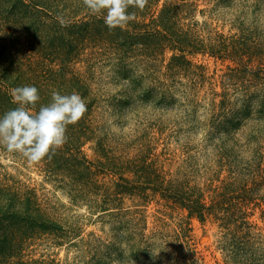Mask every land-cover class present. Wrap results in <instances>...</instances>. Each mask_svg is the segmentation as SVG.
I'll return each instance as SVG.
<instances>
[{
  "label": "rangeland",
  "instance_id": "1",
  "mask_svg": "<svg viewBox=\"0 0 264 264\" xmlns=\"http://www.w3.org/2000/svg\"><path fill=\"white\" fill-rule=\"evenodd\" d=\"M168 2L181 5L176 27L219 55L186 54L190 65L173 73L167 68L173 52L163 47L154 71L130 68L131 80L140 77L136 84L118 74L117 55L86 44L70 68L90 85L84 118L93 133L68 129L66 136L90 163L88 179L65 167L50 173L44 162L30 164L0 146V184L32 191L40 209L63 227L27 240L24 262L264 264V115L253 113L229 133L216 129L243 112L248 96H263L264 0H148L130 23H156ZM53 8L64 19L87 15L86 9ZM49 29L57 41L72 35ZM133 88H153L156 96L124 104ZM164 189L200 200L208 208L204 219L190 216Z\"/></svg>",
  "mask_w": 264,
  "mask_h": 264
},
{
  "label": "trees",
  "instance_id": "2",
  "mask_svg": "<svg viewBox=\"0 0 264 264\" xmlns=\"http://www.w3.org/2000/svg\"><path fill=\"white\" fill-rule=\"evenodd\" d=\"M42 1L0 0V116L16 107L12 103L10 90L26 85L38 89L40 101L37 110L41 105L50 103L53 91L64 95L76 92L84 99L87 113L92 100L90 85L87 80L71 71L70 64L88 43L99 44L113 56L117 55L114 58L118 60V74L136 84L140 82V77L131 80L134 74L132 69L142 66V71L145 69L154 71L158 66L155 63L156 55L163 51V47H168L173 52L171 62L167 66L173 73L176 72L174 69L190 65L186 58L189 54L206 53L208 50L212 55H219L220 52V49L213 45H204L201 40L189 35L190 32L176 27L173 19L181 7L179 4L170 5V2L164 4L157 24L153 21L149 24L130 23L126 30L109 31L103 19L89 15L88 11V16L85 15L78 20L66 19L69 24L62 27L58 22L59 16L49 10L53 6L56 8L52 10L56 12L59 6H62L63 10L72 7L76 10L86 9L83 0H47L46 5ZM129 11L138 13L139 10ZM52 24L56 29L69 31L72 35L59 36L57 41L56 32L49 29L53 27ZM220 46L221 50H227V45L220 43ZM56 62L60 65L57 69L51 67ZM154 93L153 88L139 89L137 93L133 88L124 104L133 99L150 101L156 96ZM262 95L259 98V94H255L252 96L253 99L248 96L249 99L244 100L243 112L235 111L229 125L219 122L216 129L221 133L220 129L224 133H229L231 129L236 130L243 121L252 117L253 113L257 115L256 119H263L264 93ZM168 99L162 93L159 103L165 104ZM223 115L224 113L222 117ZM84 117L73 127L68 126L71 133H93L90 128L88 129ZM258 131L261 133V130ZM67 144L65 155H62L61 151V155H57V151L50 160L46 158L43 161L47 171L53 173L65 167L71 176L81 177L82 180L88 179L92 174L90 163L85 164L86 160L72 143L67 141ZM75 160L77 163L72 162ZM125 181L127 182L126 179ZM164 190L168 194L165 196L187 208L190 216L204 219L208 208L200 200L194 199L180 189H171V193ZM229 217L230 215H225L223 220H228ZM62 229V225L40 209L32 191H27L24 195L0 184V264H37L22 260L20 254L23 244L42 233L58 234ZM39 264L54 263L42 261Z\"/></svg>",
  "mask_w": 264,
  "mask_h": 264
},
{
  "label": "clouds",
  "instance_id": "3",
  "mask_svg": "<svg viewBox=\"0 0 264 264\" xmlns=\"http://www.w3.org/2000/svg\"><path fill=\"white\" fill-rule=\"evenodd\" d=\"M147 4L148 0H83L89 15L103 19L109 31L126 30L136 18V12L129 9L142 12ZM58 22L62 27L69 24L63 17H58ZM10 96L16 107L0 116V146L30 164L50 160L67 143L68 126L76 125L87 111L84 99L76 92L64 95L53 91L50 103L38 110L36 87L12 88Z\"/></svg>",
  "mask_w": 264,
  "mask_h": 264
}]
</instances>
